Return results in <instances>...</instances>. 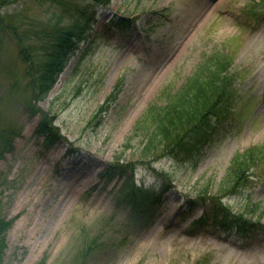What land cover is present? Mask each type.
Instances as JSON below:
<instances>
[{
    "label": "rangeland",
    "instance_id": "obj_1",
    "mask_svg": "<svg viewBox=\"0 0 264 264\" xmlns=\"http://www.w3.org/2000/svg\"><path fill=\"white\" fill-rule=\"evenodd\" d=\"M56 2L64 5L0 2L9 22L0 25V132L14 131L13 148L0 159V214L14 218L1 264H264V165L222 197L232 213L258 219L255 229L225 231L204 215L233 157L264 147V14L256 25L243 16L258 0ZM76 4L94 15L90 35L33 104L8 28L24 35L51 15L65 21L66 5ZM214 49L232 56L239 97L195 167L166 156L137 161L139 139L125 144L137 117L150 103L163 104ZM42 112L60 134L47 149L34 132ZM117 160L132 171L108 179L105 170ZM169 176L158 207L144 218L130 215L120 190L125 177L157 193Z\"/></svg>",
    "mask_w": 264,
    "mask_h": 264
},
{
    "label": "trees",
    "instance_id": "obj_2",
    "mask_svg": "<svg viewBox=\"0 0 264 264\" xmlns=\"http://www.w3.org/2000/svg\"><path fill=\"white\" fill-rule=\"evenodd\" d=\"M20 1L23 4L34 0ZM51 1L61 4L56 0ZM92 1L101 6L110 2ZM66 6L65 21L61 19V15L56 18L51 15L48 23L44 22L36 29H29L31 32L27 30L24 35L13 28L14 25L8 28L19 42L21 59L27 65L26 74L29 78L28 85L33 104L47 96L69 58L79 48V43L86 41L90 35L94 15L92 11L88 13L90 10L88 5L76 4L72 9L69 5ZM262 13L264 0H258V4L245 15L254 18ZM2 16L0 14V25L8 24L9 22L4 21ZM5 17L8 18L9 15ZM116 23L123 24L120 18ZM232 61V56L230 57L223 49L212 50L179 89L165 94L163 104L152 102L145 108L125 138V144L130 143L132 139H139L137 161L146 162V159L153 161L166 156L178 163H188L192 168L195 167L203 147L212 139L219 122L230 113L239 97L238 77L232 68ZM42 113L34 132L37 136L43 137L42 145L47 149L58 142L60 134L53 116L46 112ZM10 129L0 132V159L13 148L14 131ZM259 165H264V147L260 145L249 146L233 157L217 193L214 198L212 197L209 204L211 206H207L208 212L221 228L228 230L235 225L238 231L247 233L259 225L258 219L256 221L250 219L248 211L232 213L229 205L222 201V197L234 194V191L246 186L253 176V168ZM129 170L132 171L130 162L124 164L117 160L105 170V175L111 179L117 174L125 176ZM162 174L168 176L166 173ZM171 181V176L163 179L161 187L154 193L145 189L142 184H136L133 179L125 177L120 190L123 191V200L129 207L130 215L144 218L146 211L151 212L157 208L160 198L167 192L168 187L165 185ZM205 194L199 193L200 198L205 199ZM219 215L222 217L218 218ZM13 221L14 218H6L0 214V264L6 248V232ZM102 239L104 244L106 239L104 240L102 236L97 237V248L103 245ZM86 253L89 252H85L84 255H87Z\"/></svg>",
    "mask_w": 264,
    "mask_h": 264
}]
</instances>
